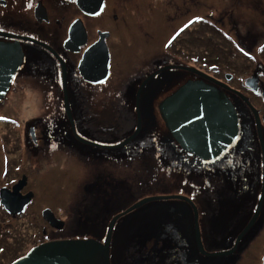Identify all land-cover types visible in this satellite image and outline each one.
Masks as SVG:
<instances>
[{
	"label": "flooded vegetation",
	"instance_id": "1",
	"mask_svg": "<svg viewBox=\"0 0 264 264\" xmlns=\"http://www.w3.org/2000/svg\"><path fill=\"white\" fill-rule=\"evenodd\" d=\"M182 8L178 5V0H0V42L22 53L21 64L11 78L9 90L16 86L20 92H17L14 98L21 101L31 99L34 105V115L23 119L22 124L18 119V111H8L7 108L14 105V98L0 108V192L5 188L7 195L14 193L13 187L23 180L17 194L20 197H28L27 204L19 206V211L15 213L3 206L0 197V220L5 219V224L0 225V264H12L31 248L42 243L88 239L68 238L66 233H61L64 232L67 222L49 205L41 204L42 196L33 189L32 177L27 172H19L18 165L53 161L68 157V154L77 159L89 158L96 163L100 158L106 157V161L101 163L106 165L128 158L123 147L134 141L138 134L121 147H109L120 141L108 142L111 125H99L102 110L98 106L99 101L103 102L107 96L112 97L111 100L115 98L114 104H103L104 111L112 116L119 110L117 104L127 99L119 88L124 84L120 69L132 61V57H129L132 54V40L136 37H141L143 45L146 42L149 45V42L156 38H159V43L157 50L145 61V65L134 72L131 81L139 79L136 83L141 84L156 71L158 72L148 81L170 70H180L188 75L182 78L174 73L167 74L159 83L158 94L162 91L163 84L172 87L160 93L157 98L158 105L179 85L188 81H202L213 85L231 102L237 117V135L230 146L214 158L202 160L186 152L169 134L183 162L193 163L198 167L202 164L214 167L218 161L221 166L219 170H225V175L228 173L227 168L237 161L235 177L228 173V177L222 179L228 200H234L228 203L229 207L235 210V216L230 214L229 228H232L234 218L236 223L233 229L237 228L238 233L242 231L257 208L256 218L241 240L246 244L264 240V83L262 74L256 68L260 66L259 57L253 54L260 36L255 38L252 33L251 35L249 32L243 34L236 31L235 27H238L239 22L231 20L230 30L234 33L231 46L225 47L212 38H199L216 46L214 57L204 54L203 58L197 60L196 53L190 50L196 46V40L185 34L179 40L180 46H170L169 50L164 51L171 39V32L174 34L175 31L176 15L182 19L193 12L187 8L185 2L182 3ZM161 29H164V32H160ZM150 47L152 45L144 48L137 45L135 53L140 50L147 54L151 52ZM173 51L176 54L181 53V57L188 60L183 59L180 63H175L170 56ZM248 52L252 57H249ZM240 54L245 56L243 60H240ZM152 66L154 68L150 69ZM242 67H253V70L247 77L238 81L236 71ZM162 68L165 69L159 71ZM192 68L197 69L200 74L190 70ZM84 75L89 76L92 81L85 79ZM108 84L114 85V89L109 91ZM25 85L28 93L24 90ZM254 85L255 89L251 87ZM104 86L105 92L99 93ZM137 90L134 96L136 117L137 105L139 115L147 113V99L143 98L141 90L136 100ZM250 94L259 100L258 105L249 97ZM72 147L78 148L75 153L68 151ZM117 150L120 151L116 152ZM55 151L57 154L52 156ZM218 168L214 167L212 171L218 172ZM112 178L113 174L109 171L94 173L91 182L80 190V203L90 199L92 206L98 209L92 213L91 219H82L81 216H90L82 215L77 208L70 206L77 229H90L94 237L89 238L100 242L105 235L103 237V232L98 230V226H94L100 221V214L107 211L106 205L112 201ZM105 185L106 191L103 189ZM184 203L185 205L158 206V210L149 211H157L161 216L159 225L147 230L146 233L150 231L156 235V238L150 236L148 242L156 249L160 246L161 248L157 249L155 256L149 254L144 264H196L199 257L203 260L210 257L202 255L197 249L194 215L191 206ZM222 205V211L228 212ZM45 208H50L54 216L62 222L61 229L50 226L43 218L42 211ZM136 210L123 215L121 218L125 219L120 224L119 221L116 222L112 231L110 252L113 241L117 238L122 241L127 236L126 232L131 230V219L128 221L127 217L134 216L139 221L147 212ZM109 217L111 219L113 216L109 214L106 220ZM199 220L200 212L198 226H201ZM84 221L93 223L86 226ZM225 223L227 224V221ZM250 232L251 238L247 237ZM167 251L168 257L165 256ZM256 264H264V248L260 250Z\"/></svg>",
	"mask_w": 264,
	"mask_h": 264
},
{
	"label": "rangeland",
	"instance_id": "2",
	"mask_svg": "<svg viewBox=\"0 0 264 264\" xmlns=\"http://www.w3.org/2000/svg\"><path fill=\"white\" fill-rule=\"evenodd\" d=\"M184 2L187 4V8L193 10V12L185 18L182 17V19H179L178 14L176 15L175 31L174 34L171 32V39L167 42L168 47L164 51L169 50L170 46H180L179 40L185 34L196 40V46L191 47L190 50L196 53L197 60L203 58L204 54L214 57L216 55V46H212L205 40H199V38H212L225 47L231 46V40H234L232 38L234 33L230 30V24L231 20H237L239 28L235 27L236 31H241L243 34L252 33L255 38L260 36L255 44L253 54L259 57L260 66L256 68L262 74L264 83V0H178L180 8H182V3ZM237 2L239 4H236ZM255 6L256 8H254ZM160 32H164V29H161ZM143 43L141 37H136L132 40V54L129 57H132V61L129 62L128 66L120 69L124 84L119 88L125 93V98L127 99L121 104H117L116 107L119 110L114 112L115 115H107L103 109V104H114L116 102L115 98L111 100L112 97L107 96L103 102L99 101L100 105L98 107H101L102 110L100 112L99 125L102 126L105 123L111 125L108 142L121 141L134 132L136 125L134 96L140 83H136L139 79L131 81V78L135 71L145 65L149 55L157 50L159 38L152 39L149 42V45H152L150 47L152 48L151 52L144 51L148 52V55L140 52V50L135 53L137 45H142V48L149 47L147 42L144 45ZM134 53L136 55L133 58ZM170 54L175 63H180V60L183 59L188 60L181 57V53L176 54L173 51ZM240 56V60L245 58L244 55L240 54ZM249 57H252L251 53ZM191 61L193 62L194 60ZM244 62L246 63V60ZM153 68L154 66L150 69ZM252 70L253 67L237 69L238 81L247 77ZM170 73L182 76V78L188 76L187 73L184 74L180 70H170L149 80L144 86L142 95L143 98L147 99V113L140 114L141 127L137 138L123 147L125 149L124 154H127V159L122 158L120 162L106 165L101 164L106 161V157L100 158L98 164L89 158L77 159L74 158V155L68 154V157L53 159V161H42L33 165H18L19 172H27L32 177L33 189L42 196L41 204L49 205L56 214L62 216V219L67 222L64 232L61 233H66L68 238L94 237L90 229H77L72 218L70 206L73 205V208H77V211L81 212L80 214L90 216L89 218L81 216L82 219H91L92 213H95L98 209L92 206L90 199L80 203V200H78L80 190L86 186L85 184L91 182L90 179L93 178L94 173L109 171L113 174L111 179L113 186L110 188L112 201L106 205L107 211L100 214V221L94 226H98V230L103 232V237L110 221V217L106 220L109 214L112 217L119 211L144 198L178 195L189 198L196 205L198 212H200L199 221L201 226L199 227L204 248L209 252H219L231 248L238 229H233L236 223L234 218L231 224L232 228H229L231 222L230 214L235 216V210L230 208L228 203H232L234 200H228V196L224 192L225 183L222 179L227 178L228 173L235 177V163L237 161H234L227 168L228 173L224 175L225 170L220 172L221 166H219L218 161L215 162L216 165L214 166L219 167L217 169L219 171L216 172L212 171L214 167L209 164H202L201 167H198L196 164L186 163L181 160L177 154L176 145L158 112L159 100L157 98L161 92L168 91L172 85L165 86L163 84L162 91L159 94L157 89L159 83ZM15 87L12 86L8 91V95L0 101V108L4 104H9L15 94L20 92ZM26 87L25 85L24 90ZM107 87L110 91L115 86L108 84ZM25 91L28 93V88ZM100 92H105V86L99 90ZM249 97L257 105L260 103L255 95L250 94ZM30 100L21 101L18 98H14V105L11 106L14 109H11L10 106L7 107L8 111H18L20 124L23 123V119H28L34 115V105L32 100ZM76 149L72 147L68 151L75 153ZM119 151L117 150L116 152ZM56 154L57 151L53 152L52 156ZM10 165L8 164V166ZM1 179L2 176L0 174ZM106 188L107 186L105 185L103 189L106 191ZM81 204L85 206L83 207ZM169 205H185V203L173 199L151 201L136 210V212L140 210L147 211L142 220L138 221V218H134V216L131 218L127 217L128 221L131 219L129 222L132 227L130 231L126 232L127 236L125 239L120 241L117 238L113 241L110 252L112 264H144L149 254L155 256L158 253L157 249L160 250L161 246L156 249L151 242H148L150 236L156 238V235L146 232L157 227L160 222L161 214L157 213V211L153 212V210H158V206ZM221 205L226 207L228 212L222 211ZM151 209H153L152 212H149ZM124 219L121 218L118 223L120 224ZM225 221H227V224ZM84 223L87 226L91 225L93 221H84ZM4 224L5 219H1L0 225ZM250 235L251 232L247 237L251 238ZM262 248H264V240H259L258 243L250 241L247 244L241 240L233 254L211 256L207 257V260L199 257V259L197 258L198 261L196 260V264H256ZM165 256H169V251L165 253Z\"/></svg>",
	"mask_w": 264,
	"mask_h": 264
},
{
	"label": "water",
	"instance_id": "3",
	"mask_svg": "<svg viewBox=\"0 0 264 264\" xmlns=\"http://www.w3.org/2000/svg\"><path fill=\"white\" fill-rule=\"evenodd\" d=\"M21 61L22 53L20 50H13L5 43L0 42V99L7 92L11 78L19 68ZM190 70L200 74L198 70ZM151 76L141 83L137 91L136 100H138L141 89ZM84 77L92 81L89 76L84 75ZM252 87L255 88L256 85ZM158 109L166 128L182 149L202 160L212 159L222 153L237 135V117L231 102L217 87L202 81L184 83L170 96L161 101ZM252 110L253 112L255 111L253 108ZM256 124L259 127L258 122ZM140 127V115L137 105V127L135 132L125 141L109 147L118 148L123 146L138 134ZM22 184L23 180L13 187L14 193L10 195H7L5 188L1 189V203L10 212H18V207L24 206L28 202V197H20L17 194ZM21 198L23 201H21ZM167 199H179L191 205L194 214L196 246L201 254L208 256H226L233 253L237 249L243 235L254 222L258 211L256 208L248 225L237 235L232 248L218 253H207L201 243L198 213L192 201L178 195L152 196L134 203L125 212L113 217L108 226L104 243L92 239L46 242L35 246L25 256L17 259L12 264H110L109 244L111 234L114 224L120 215L128 213L147 202ZM42 215L51 226L62 228V222L54 217L50 209H44Z\"/></svg>",
	"mask_w": 264,
	"mask_h": 264
},
{
	"label": "bare ground",
	"instance_id": "4",
	"mask_svg": "<svg viewBox=\"0 0 264 264\" xmlns=\"http://www.w3.org/2000/svg\"><path fill=\"white\" fill-rule=\"evenodd\" d=\"M129 141H130V140H129ZM129 141H128V142H129ZM142 228H143V227H142ZM148 233H150V232H148Z\"/></svg>",
	"mask_w": 264,
	"mask_h": 264
},
{
	"label": "snow or ice",
	"instance_id": "5",
	"mask_svg": "<svg viewBox=\"0 0 264 264\" xmlns=\"http://www.w3.org/2000/svg\"><path fill=\"white\" fill-rule=\"evenodd\" d=\"M29 7H31V5H29Z\"/></svg>",
	"mask_w": 264,
	"mask_h": 264
}]
</instances>
